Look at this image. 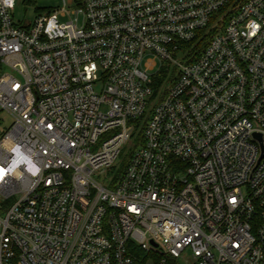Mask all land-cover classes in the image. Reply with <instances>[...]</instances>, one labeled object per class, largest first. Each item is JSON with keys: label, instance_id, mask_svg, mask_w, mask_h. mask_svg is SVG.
<instances>
[{"label": "built area", "instance_id": "obj_1", "mask_svg": "<svg viewBox=\"0 0 264 264\" xmlns=\"http://www.w3.org/2000/svg\"><path fill=\"white\" fill-rule=\"evenodd\" d=\"M63 2L0 0V264H264V0Z\"/></svg>", "mask_w": 264, "mask_h": 264}, {"label": "rangeland", "instance_id": "obj_2", "mask_svg": "<svg viewBox=\"0 0 264 264\" xmlns=\"http://www.w3.org/2000/svg\"><path fill=\"white\" fill-rule=\"evenodd\" d=\"M64 6L63 0H32L31 2H25L23 0H17L13 15L15 21H33L34 17L41 11H48L54 8H62ZM103 84L97 82L94 84V88L97 92H101ZM10 124V118L6 119L4 124L0 125V138L8 128ZM95 179L100 180V176L95 175Z\"/></svg>", "mask_w": 264, "mask_h": 264}, {"label": "trees", "instance_id": "obj_3", "mask_svg": "<svg viewBox=\"0 0 264 264\" xmlns=\"http://www.w3.org/2000/svg\"><path fill=\"white\" fill-rule=\"evenodd\" d=\"M245 1L246 0H234V7L242 5ZM203 32L204 31H202L199 34V36L196 40L189 42V43H182L180 46V50L182 52H185L187 54V56H191L194 54L199 55V53L203 50L205 44L209 40V36H207V34H204ZM155 87H157V85H155ZM126 163H127V157H125L122 160L120 169L125 168Z\"/></svg>", "mask_w": 264, "mask_h": 264}]
</instances>
